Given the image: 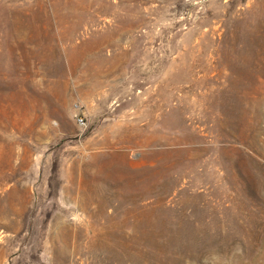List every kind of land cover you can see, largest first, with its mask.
<instances>
[{"label":"rangeland","instance_id":"1","mask_svg":"<svg viewBox=\"0 0 264 264\" xmlns=\"http://www.w3.org/2000/svg\"><path fill=\"white\" fill-rule=\"evenodd\" d=\"M0 264H264V0H0Z\"/></svg>","mask_w":264,"mask_h":264},{"label":"built area","instance_id":"2","mask_svg":"<svg viewBox=\"0 0 264 264\" xmlns=\"http://www.w3.org/2000/svg\"><path fill=\"white\" fill-rule=\"evenodd\" d=\"M80 122H82V120L81 119H78Z\"/></svg>","mask_w":264,"mask_h":264}]
</instances>
